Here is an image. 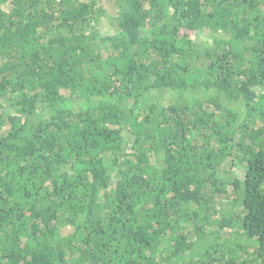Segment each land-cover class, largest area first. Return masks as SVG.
<instances>
[{
  "label": "trees",
  "instance_id": "obj_1",
  "mask_svg": "<svg viewBox=\"0 0 264 264\" xmlns=\"http://www.w3.org/2000/svg\"><path fill=\"white\" fill-rule=\"evenodd\" d=\"M100 1L0 0V264H264V0Z\"/></svg>",
  "mask_w": 264,
  "mask_h": 264
},
{
  "label": "rangeland",
  "instance_id": "obj_2",
  "mask_svg": "<svg viewBox=\"0 0 264 264\" xmlns=\"http://www.w3.org/2000/svg\"><path fill=\"white\" fill-rule=\"evenodd\" d=\"M99 6H101V7H105V8H107V10H108V13H109V15L110 16H112V17H116L117 18V14H116V11H117V7H116V5L114 4V2L112 1V0H103V1H100L99 2ZM111 21V20H110ZM109 20H108V24H107V30H109V31H113V25H111V22H110ZM204 39H208L207 38V36L206 35H204Z\"/></svg>",
  "mask_w": 264,
  "mask_h": 264
}]
</instances>
